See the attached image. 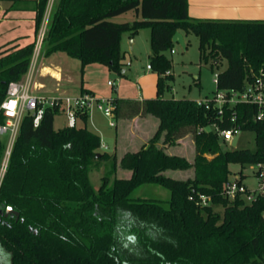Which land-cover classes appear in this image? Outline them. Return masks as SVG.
Here are the masks:
<instances>
[{"label": "trees", "instance_id": "1", "mask_svg": "<svg viewBox=\"0 0 264 264\" xmlns=\"http://www.w3.org/2000/svg\"><path fill=\"white\" fill-rule=\"evenodd\" d=\"M45 4L36 2L35 32ZM128 11L135 13L131 22L112 20ZM145 27L150 66L158 73L157 97L111 96L115 120L158 119L147 143L120 158L118 167L130 176L109 183V171L98 190L92 188V164L112 160L114 165L115 157L98 151L100 137L86 127L88 116H81V125L55 129L57 110L47 109L36 127L25 115L0 183V264H264V192L250 203L223 195L231 163H264V116L257 120L255 105L238 103L225 106L221 120L193 99L162 96L163 83L172 79L164 52L172 50L176 31L198 36L204 60L227 59L217 89H241L252 79L250 69L264 67V21L194 20L187 0H60L45 33L46 54L65 52L80 61L81 70L100 62L124 76L121 34ZM33 47L34 41L0 49V103L8 83L27 72ZM232 115L240 130L254 131L256 150H222L215 131L199 130L213 123L229 127ZM185 136L194 143L192 162L165 150ZM4 149L0 139V163ZM189 168L193 175L186 180L165 174ZM142 184L167 188L169 199L131 197ZM213 205L223 206L222 214ZM9 206L17 217L4 215Z\"/></svg>", "mask_w": 264, "mask_h": 264}, {"label": "rangeland", "instance_id": "2", "mask_svg": "<svg viewBox=\"0 0 264 264\" xmlns=\"http://www.w3.org/2000/svg\"><path fill=\"white\" fill-rule=\"evenodd\" d=\"M60 0H54L51 17L57 8ZM135 13L133 11H128L120 17L121 20L130 21L135 18ZM51 17L48 21L47 28L50 25ZM1 19V17H0ZM18 30V29H17ZM33 30L31 23L24 22L20 25L19 31L23 34L21 37L22 40H27L29 37H33ZM0 38L5 37L9 31L4 24H0ZM28 37V38H27ZM185 47H182L181 44L173 42L172 49L173 52L167 50L164 52V55L171 62L172 67L170 73L172 74L171 80H165L163 83V97H174L176 99H203L212 97L216 91L219 89L216 87L215 75L219 72L226 69L228 62L224 57H219L218 63H213L211 58L204 60L200 56L199 52V38L195 33L189 32L187 34L183 33ZM27 38V39H26ZM36 38V35H35ZM133 41V44L130 47L129 42ZM46 41H43L40 55L37 56L36 64L39 66L41 55L45 52L47 48ZM120 68L125 70L124 76L120 75L117 71L109 69L107 64L94 62L89 65H85L81 70V64L75 59L67 58L69 63H77V68L75 69L82 78L84 82H90L92 90L100 96H116L118 98H129L134 99L138 94V89L141 90L144 99L156 98L157 97V77L158 73L156 70L146 71V66L150 64V54H151V45H150V28L145 27L138 30L137 33L132 34L131 32H124L121 34L120 42ZM66 55V54H64ZM53 60V58H50ZM46 62V61H45ZM127 62H131L130 66H126ZM34 66V67H35ZM72 67V66H71ZM73 68V67H72ZM111 81L115 85V89L108 87V82ZM106 94V95H105ZM95 95V94H94ZM96 96V95H95ZM98 114V113H97ZM96 114V122L98 128L101 129L102 135L100 136V141L104 145H107L106 149L100 147L99 152L111 153L114 147V128H111L107 125V118L101 114ZM151 117V118H149ZM139 119V122L133 123L132 125L129 120ZM157 118L147 115L133 117L131 119H122L124 120L122 126H119V129L122 128L121 132H124L125 142L128 144V148H136L139 146L140 135L149 128H151V120ZM120 120V119H118ZM121 120V121H122ZM155 120V121H156ZM66 120L64 115L57 111L54 113L53 117V126L55 129H59L65 126ZM120 123V122H119ZM128 123V124H127ZM158 123V122H157ZM81 125V123H79ZM121 124V123H120ZM88 129H93L92 126L88 123ZM206 129H211V125H207ZM135 130V131H134ZM144 130V132L142 131ZM134 131V132H132ZM131 132V134H130ZM145 134V133H144ZM154 134V133H153ZM136 135V138H134ZM127 139V140H126ZM142 139V138H141ZM150 139V138H149ZM220 141V147L222 150H233V149H249L251 151L256 150V140L255 133L252 130H240L239 138L236 146H232L229 143H222ZM158 144L161 145V138L158 141ZM139 149V148H138ZM137 149V150H138ZM182 153L184 157H191L192 152L195 155L194 146L190 139L184 141L181 146ZM114 155L115 162L109 160L106 162L94 163L88 171V178L92 188L97 191L100 185V178L103 175H107L109 171L112 173L109 176V183L115 177H129L118 170V161L116 157V152L110 154ZM187 159V158H186ZM189 161V160H188ZM231 173L229 179L233 178L236 175H239L243 179V183L246 184L249 188L257 187L258 178L256 177L255 166L254 164H234L229 165ZM168 171V170H167ZM166 172L168 176L177 179L186 180L193 175V168L185 170H171ZM3 177V176H2ZM0 176V183L2 180ZM131 197L133 198H152L160 199L166 202L170 197V191L167 188H164L156 184H142L136 187L131 192ZM240 198V196H238ZM245 203H248L245 196H242ZM166 205V203H165ZM213 210L222 214L223 206L213 205ZM250 264H262V263H250Z\"/></svg>", "mask_w": 264, "mask_h": 264}, {"label": "built area", "instance_id": "3", "mask_svg": "<svg viewBox=\"0 0 264 264\" xmlns=\"http://www.w3.org/2000/svg\"><path fill=\"white\" fill-rule=\"evenodd\" d=\"M54 0H46L43 17L34 40L33 53L31 56L29 74L33 68L37 56L44 41L47 30L48 20L52 11ZM173 52V49L171 50ZM147 68H151L147 65ZM251 80H246L241 89L221 90L210 98L195 100L196 105L205 110H214L222 120L225 106L231 108L238 103L253 104L257 107L255 119L260 120L264 116V67L258 72L249 70ZM217 83V74L215 75ZM109 85L114 83L109 81ZM113 102L111 97L98 98L93 93L84 91L77 94H38L31 90L30 75L25 80L10 81L6 88V94L0 103V114L4 122L0 123V139L5 141V149L0 163V176L2 177L9 160L13 143L18 134L20 123L25 115L32 119L34 127L38 126L47 109L60 111L66 120L65 126L75 127L82 124L81 116H90L93 111H99L108 119L109 126H115L113 114ZM229 121L231 126L220 128L216 123L210 124L211 129L200 128L199 130L215 131L222 143H229L236 135H239V126L234 124L235 116H231ZM238 142V140H237ZM100 147L106 149V145L101 143ZM256 177L258 178L257 187L249 188L243 183L239 175L229 179L223 186V195L228 199L234 200L236 197L245 196L248 203L253 201L258 195L264 192V163L254 164ZM203 202L206 198L203 197Z\"/></svg>", "mask_w": 264, "mask_h": 264}, {"label": "crops", "instance_id": "4", "mask_svg": "<svg viewBox=\"0 0 264 264\" xmlns=\"http://www.w3.org/2000/svg\"><path fill=\"white\" fill-rule=\"evenodd\" d=\"M38 0H21L18 2H11L7 0H0V24H4L7 27L9 33L5 36L0 38V49L7 46L17 44L19 46H24L29 44L35 40V15H36V2ZM187 11L188 15L191 19L194 20H220V21H255L261 20L264 21V0H187ZM121 15L114 17L113 21H125L121 20ZM135 19V18H134ZM132 19V20H134ZM130 20L129 22H131ZM49 21V20H48ZM29 22L34 27L33 30V37H29L27 40H22L23 37L22 32L19 31V27L22 23ZM18 29V30H17ZM182 35L183 32L179 31ZM1 35V33H0ZM184 39V37H183ZM130 47L133 44L131 40L129 42ZM48 49V46L46 50ZM45 52L41 55V60L39 66L34 64L31 72L29 74L27 72L19 79L25 80L26 77L30 75L31 78V90L38 93V94H60V95H69V94H77L81 92V90H86L96 95L98 98H109L110 96H100L101 94L96 93L92 90V86L90 82H84L81 77H79L77 71V63H69L67 57L68 55L65 52L56 51L50 54H46ZM66 54V55H64ZM40 55V54H39ZM38 55V56H39ZM53 58V60H50ZM72 58V57H70ZM80 62L76 58H72ZM46 61V62H45ZM36 62V61H35ZM89 65V64H87ZM131 62H127L126 66H130ZM150 65V64H148ZM30 66V65H29ZM73 68H72V67ZM125 71V70H124ZM146 71H152V68H147ZM111 88V85H107ZM134 99H143V94L140 89H138V94L135 96ZM101 114L99 111H93L87 119L86 127L88 128V123L92 126L93 129H89L90 131L96 133L99 137L102 135L101 129L98 128L96 122V114ZM97 114V115H98ZM139 117V116H137ZM151 118V117H149ZM115 120V126L107 125L111 128H114V147L110 154L116 152L117 161L119 163L120 158L122 155L129 151H136L140 148L143 144L147 143L149 138L155 132L158 121L156 119L151 120V128L147 129L143 135L141 134L139 140V146L136 148H128L127 142H125V135L122 131V128L119 129V126L123 124L124 120ZM156 120V121H155ZM121 124H120V123ZM139 122V119L135 118L129 120L128 123L131 125L133 123ZM127 123V124H128ZM125 126V125H122ZM54 127V126H53ZM135 131V130H134ZM132 131V132H134ZM131 134V132H130ZM136 138V135L135 137ZM191 141L192 148L194 143L190 136H185L177 141L175 145L166 146L165 150L168 154H175L179 156H185L182 153L181 146L184 141L189 140ZM127 140V139H126ZM162 141V140H161ZM107 146V145H106ZM107 148V147H106ZM100 149V148H99ZM98 149V150H99ZM104 149V148H103ZM187 160L190 162L193 161L194 153L192 152L191 157H186ZM118 170L124 172L126 176L131 174L129 170H124L118 167ZM168 170L167 172H170ZM166 174V172H165ZM177 179V178H176ZM183 180V179H182Z\"/></svg>", "mask_w": 264, "mask_h": 264}, {"label": "water", "instance_id": "5", "mask_svg": "<svg viewBox=\"0 0 264 264\" xmlns=\"http://www.w3.org/2000/svg\"><path fill=\"white\" fill-rule=\"evenodd\" d=\"M172 41L181 44L182 47H185L183 35L179 31H176L173 34ZM214 63H217V61L215 60ZM238 138H239V135H236L233 138V140L231 141L232 146H236ZM99 155H100V153H96V156H99ZM8 214H14L16 217L18 216V212L13 210L10 206L6 208L5 213H4L5 216H7Z\"/></svg>", "mask_w": 264, "mask_h": 264}]
</instances>
